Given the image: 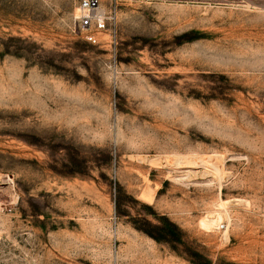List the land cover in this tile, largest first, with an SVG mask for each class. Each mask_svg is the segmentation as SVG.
I'll return each instance as SVG.
<instances>
[{"label": "rangeland", "instance_id": "obj_1", "mask_svg": "<svg viewBox=\"0 0 264 264\" xmlns=\"http://www.w3.org/2000/svg\"><path fill=\"white\" fill-rule=\"evenodd\" d=\"M100 1L0 0V264H264V0Z\"/></svg>", "mask_w": 264, "mask_h": 264}, {"label": "built area", "instance_id": "obj_2", "mask_svg": "<svg viewBox=\"0 0 264 264\" xmlns=\"http://www.w3.org/2000/svg\"><path fill=\"white\" fill-rule=\"evenodd\" d=\"M116 9L111 8L105 11L102 8L100 0H77L75 29L84 35L88 40H93L106 27L115 22ZM12 177L8 174H0V209H10L11 199H3L2 192L5 186H12ZM225 224L221 223L220 228H224Z\"/></svg>", "mask_w": 264, "mask_h": 264}]
</instances>
